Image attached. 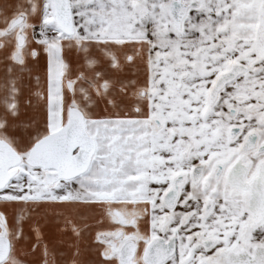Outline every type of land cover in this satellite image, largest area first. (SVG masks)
<instances>
[{"label":"snow or ice","instance_id":"snow-or-ice-1","mask_svg":"<svg viewBox=\"0 0 264 264\" xmlns=\"http://www.w3.org/2000/svg\"><path fill=\"white\" fill-rule=\"evenodd\" d=\"M0 264H264V0H0Z\"/></svg>","mask_w":264,"mask_h":264}]
</instances>
